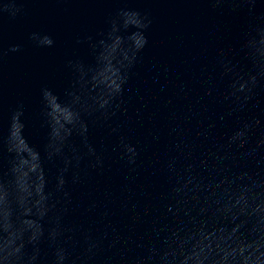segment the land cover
<instances>
[{
	"label": "water",
	"instance_id": "water-1",
	"mask_svg": "<svg viewBox=\"0 0 264 264\" xmlns=\"http://www.w3.org/2000/svg\"><path fill=\"white\" fill-rule=\"evenodd\" d=\"M120 9L147 19L141 30L147 43L111 114L85 117L101 163L73 137L82 157L65 173L67 197H60L62 242L72 264H136L158 233L184 220L186 209L195 213L191 200L177 203L171 192L177 176L219 179L233 165L230 153L239 151L222 147L231 131L252 116L264 130V79L243 109L229 94L251 69L245 43L264 28V0H0V133L22 102L28 144L43 152L41 88L63 96L74 79L68 61L92 64L86 38L98 39ZM33 32L48 34L53 45L35 46ZM11 45L20 48L10 51ZM59 167V160L45 163L53 182Z\"/></svg>",
	"mask_w": 264,
	"mask_h": 264
},
{
	"label": "clouds",
	"instance_id": "clouds-1",
	"mask_svg": "<svg viewBox=\"0 0 264 264\" xmlns=\"http://www.w3.org/2000/svg\"><path fill=\"white\" fill-rule=\"evenodd\" d=\"M147 23L134 9L118 10L106 32L95 41L86 38L94 62L68 61L74 79L63 96L41 88V123L46 129L43 152L28 144L24 104L17 103L11 110L7 132L0 133V264H72L62 242L66 229L60 216L66 201L60 197H67L65 173L77 167L82 157L73 137L80 138L99 165L101 159L88 143L85 117L98 113L106 119L111 114L127 82L128 69L147 43L141 31ZM29 39L37 47L54 43L48 34L37 32ZM245 46L251 69L232 82L229 93L241 109L264 79V28L257 27ZM19 48L11 45L9 50ZM222 147L239 150L230 153L233 165H225L219 179L199 173L177 176L171 192L180 198L177 203L191 200L195 213L186 209L184 220L164 235L158 233V242L146 246L136 264H264V130L260 119L252 116L240 122ZM125 150L133 151L127 145ZM57 160L62 167L53 182L45 163ZM235 166L239 170H231Z\"/></svg>",
	"mask_w": 264,
	"mask_h": 264
}]
</instances>
